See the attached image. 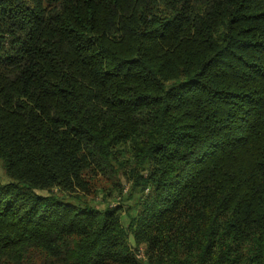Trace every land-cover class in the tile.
Segmentation results:
<instances>
[{
    "label": "trees",
    "instance_id": "1",
    "mask_svg": "<svg viewBox=\"0 0 264 264\" xmlns=\"http://www.w3.org/2000/svg\"><path fill=\"white\" fill-rule=\"evenodd\" d=\"M0 162V264H264V0H0Z\"/></svg>",
    "mask_w": 264,
    "mask_h": 264
},
{
    "label": "rangeland",
    "instance_id": "2",
    "mask_svg": "<svg viewBox=\"0 0 264 264\" xmlns=\"http://www.w3.org/2000/svg\"><path fill=\"white\" fill-rule=\"evenodd\" d=\"M0 179L2 181H8V178L4 172V169H3V166H2V163L0 162Z\"/></svg>",
    "mask_w": 264,
    "mask_h": 264
},
{
    "label": "built area",
    "instance_id": "3",
    "mask_svg": "<svg viewBox=\"0 0 264 264\" xmlns=\"http://www.w3.org/2000/svg\"><path fill=\"white\" fill-rule=\"evenodd\" d=\"M143 256H144V253L140 251V253H138V257L142 258Z\"/></svg>",
    "mask_w": 264,
    "mask_h": 264
}]
</instances>
